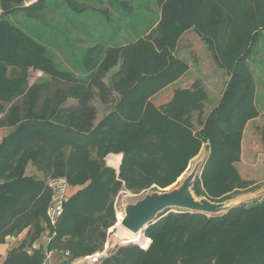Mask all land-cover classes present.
Segmentation results:
<instances>
[{
	"label": "trees",
	"instance_id": "obj_1",
	"mask_svg": "<svg viewBox=\"0 0 264 264\" xmlns=\"http://www.w3.org/2000/svg\"><path fill=\"white\" fill-rule=\"evenodd\" d=\"M260 24L264 0H0V243L26 230L3 263L41 264L52 250L67 251L69 264L100 251L121 180L132 192L165 188L203 143L195 196L222 201L247 187L235 161L259 115L248 55ZM188 32L229 74L196 131L190 87L168 105L151 103L187 71L172 52ZM31 69L41 71L34 81ZM95 100L108 109L99 119ZM111 152L122 153L118 173L106 164ZM57 176L76 189L52 226L47 180ZM144 235L143 247L116 244L97 264H264V196L215 215L166 208Z\"/></svg>",
	"mask_w": 264,
	"mask_h": 264
},
{
	"label": "rangeland",
	"instance_id": "obj_2",
	"mask_svg": "<svg viewBox=\"0 0 264 264\" xmlns=\"http://www.w3.org/2000/svg\"><path fill=\"white\" fill-rule=\"evenodd\" d=\"M258 29V34L254 37V42L251 44L252 47L249 50L248 59L251 60L250 62L255 79L256 92L254 101L257 105L259 115L255 120L248 122L246 128L244 129L239 143V159L235 161V166L238 169L240 176L249 180L250 184L244 189H241L239 193L229 198L228 200L231 202L239 201L248 203L253 199H261L264 196V25L259 26ZM172 55L181 59L183 58L187 61L188 69L182 74L181 78L172 82L166 88L155 94L154 97L151 98V103L153 106L168 105L173 92L177 88L190 87V89H193L197 95V99L190 113L193 131H196L202 128L204 121L206 120V115L212 107L216 105L219 97L223 93L229 79V74H227V71L224 69L217 67L215 61L211 58L209 50L206 46H204L202 40L198 36H194L192 32H188L186 38L184 37V39L180 41L178 48L176 51L174 50L172 52ZM39 72L41 71L38 69H31L29 71V80L34 81ZM194 84H196V86L192 88V85ZM199 89L205 91L206 93V96L203 99L200 98L201 95ZM95 105L98 107L97 119L101 118L108 112V109L103 107L99 101L95 100ZM193 131L189 133L192 134ZM6 133L7 131L0 129V137ZM118 155H121L122 158V153H118ZM207 155L208 148H206L205 143H203L199 152L187 162L188 164L185 170L165 188H160L157 184H151L138 192H132L130 189L125 187V182L119 178L122 181L121 189L123 191L120 192L118 198L116 206L117 210L113 206L115 212V222L113 226L106 230L107 238H109V247L113 248L116 244H126L128 241H132L130 239H134V235L138 233L126 230L120 223L121 215L124 213V204L127 202H134L151 191L170 190L173 187L179 186L185 175L189 173L197 164L198 168L196 175H198L201 165ZM105 161L108 165L117 163V154L111 153L106 156ZM26 167V173H35V170L32 167ZM117 168L119 167H116V173H118L119 170ZM46 232L47 230L39 238L40 244L41 241H46L45 236L47 235H44ZM139 233L141 237H144V228ZM134 242H137L141 247H143L140 241ZM80 264L84 263L81 262Z\"/></svg>",
	"mask_w": 264,
	"mask_h": 264
},
{
	"label": "water",
	"instance_id": "obj_3",
	"mask_svg": "<svg viewBox=\"0 0 264 264\" xmlns=\"http://www.w3.org/2000/svg\"><path fill=\"white\" fill-rule=\"evenodd\" d=\"M197 168L198 164L185 175L177 187L170 190L151 191L134 202L124 204V213L120 219L121 225L126 230L137 233L153 223L157 214L166 208L178 207L185 211L215 215L230 210L234 204L239 202H231L228 199L214 202L206 196L196 197L191 187Z\"/></svg>",
	"mask_w": 264,
	"mask_h": 264
},
{
	"label": "built area",
	"instance_id": "obj_4",
	"mask_svg": "<svg viewBox=\"0 0 264 264\" xmlns=\"http://www.w3.org/2000/svg\"><path fill=\"white\" fill-rule=\"evenodd\" d=\"M48 186L51 189V198L47 204L46 207V215L48 219V224L55 226V223L58 221L59 217L63 213V207L64 203L68 200L69 195L67 194V188H68V181L62 176H57L54 178H50L47 180ZM123 190L120 189L117 193V196L115 197L113 201V206L116 209L118 198L120 195V192ZM117 210V209H116ZM123 215H121L122 217ZM107 238V237H106ZM109 238L106 239L103 248L100 251H95L92 254H85V256H82L80 259L84 264H97L100 262L102 257L106 256L108 254V250L111 248L109 247ZM38 247V242H35L32 244V248ZM29 249V251L31 250ZM44 257L42 259L41 264H63L64 260H66V257L68 255V252L65 251L64 253H58L60 254V260L55 261L54 260V251L47 250L44 252ZM63 260V261H62ZM72 262V260H71ZM71 262L69 264H71Z\"/></svg>",
	"mask_w": 264,
	"mask_h": 264
},
{
	"label": "crops",
	"instance_id": "obj_5",
	"mask_svg": "<svg viewBox=\"0 0 264 264\" xmlns=\"http://www.w3.org/2000/svg\"><path fill=\"white\" fill-rule=\"evenodd\" d=\"M87 4H90V5H93L94 4V2L93 3H91V1H87L86 2ZM41 74V72H39V74L38 75H40ZM37 75V76H38ZM98 108V107H97ZM0 129L2 130L3 129V131H7V129L6 128H3V127H0ZM4 136V135H3ZM3 136H1L0 137V141H1V138L3 137ZM111 153H113V152H111ZM110 153V154H111ZM110 154H108V155H110ZM115 154H117L118 155V153H115ZM107 155V156H108ZM105 159H106V157H105ZM120 160H121V155L119 156V159H118V161H117V163H112L111 165H109V166H113V167H119V163H120ZM107 164V163H106ZM108 165V164H107ZM27 166H30V167H32L30 164H27ZM34 170H35V173L33 172H30L31 174H35L38 178L40 177V178H42V173L41 172H38V171H36V169L34 168V167H32ZM118 169V168H117ZM29 173V172H28ZM76 189V187L75 186H72V185H69V188H68V191H74ZM25 233H26V230H24V231H22L21 233H19V234H17V235H12V236H6L5 237V239H4V241L3 242H1L0 243V264H4L3 262H4V260H5V258H6V253L8 252V250H10L13 246H16V245H18L21 241H22V239L24 238V236H25ZM40 243V242H39ZM38 243V244H39ZM61 258H60V254H58V252H54V260L55 261H59ZM63 261V260H62ZM82 261H81V259H80V257H78V258H74V259H72V262H71V264H80Z\"/></svg>",
	"mask_w": 264,
	"mask_h": 264
},
{
	"label": "bare ground",
	"instance_id": "obj_6",
	"mask_svg": "<svg viewBox=\"0 0 264 264\" xmlns=\"http://www.w3.org/2000/svg\"><path fill=\"white\" fill-rule=\"evenodd\" d=\"M117 158L119 159V155H117ZM123 238H126V237H123ZM128 238H130V237H128ZM133 238L134 239H130V240H132V241H139L142 237H141L140 233L138 232L137 234L134 235Z\"/></svg>",
	"mask_w": 264,
	"mask_h": 264
}]
</instances>
